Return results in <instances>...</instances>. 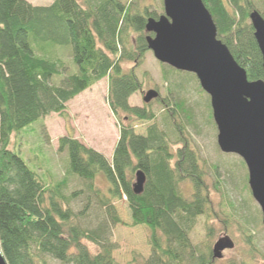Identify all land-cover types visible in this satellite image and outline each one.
I'll return each instance as SVG.
<instances>
[{"label": "trees", "instance_id": "trees-1", "mask_svg": "<svg viewBox=\"0 0 264 264\" xmlns=\"http://www.w3.org/2000/svg\"><path fill=\"white\" fill-rule=\"evenodd\" d=\"M202 1L218 38L248 80L264 79L249 21L253 10L264 18V0ZM137 5L121 0H52L48 5L0 0V250L7 264H117L105 221L90 229L75 220L69 202L83 190L65 195V179L47 185L16 149L21 131L49 114L68 120L67 103L102 79H107L106 103L119 134L111 162L65 135L58 139V151H67L70 171L96 194L93 181L102 173L110 183L108 194L98 198L106 217L112 224L146 230L150 255L134 258L132 264H215L214 229L207 226L206 241L200 245H193L188 236L199 216L210 215L211 203L204 165L183 124L186 103L174 95L142 107L128 103L131 95L143 93L133 67L140 66L149 51L146 19L156 17ZM64 52L69 53L68 66ZM126 61L133 64L129 70L122 65ZM162 68L181 72L164 64ZM153 101L165 107V129L153 123L138 135L132 124L155 119ZM13 137L18 139L14 148ZM138 170L146 178L140 194L133 191ZM123 197L130 223H123L111 203ZM244 221L250 233L255 220ZM227 229L225 225L224 240ZM84 240L97 245L98 252L91 253Z\"/></svg>", "mask_w": 264, "mask_h": 264}, {"label": "rangeland", "instance_id": "rangeland-1", "mask_svg": "<svg viewBox=\"0 0 264 264\" xmlns=\"http://www.w3.org/2000/svg\"><path fill=\"white\" fill-rule=\"evenodd\" d=\"M28 1L34 5H48L52 2V0ZM121 1L138 4L140 8L145 7L150 13L156 14L154 18L163 14L162 0ZM62 59L67 65L70 61L69 53L64 52ZM122 65L125 70L133 66L127 61ZM133 69L138 79L143 82V93L139 91L131 95L128 99L129 105L142 107L144 94L151 89L158 91L159 98H170L174 95L177 100L183 99L186 103L188 115L187 118L184 117L183 124L204 165L211 203L210 215H202L196 219L188 235L191 243L200 245L206 241V228L209 226L215 231L211 243L213 246L218 239L224 238L222 232L226 225L228 228L226 237L233 242V246L223 249L221 257L216 259L215 264H223L230 260L264 264V226L261 223V210L251 196L244 161L235 154L221 152L217 145V129L212 118L209 96L190 73L171 72L167 68H162V64L154 58L151 51L145 54L142 64L134 66ZM177 84L180 89L176 87ZM107 90V79H102L72 99L69 102L68 120L58 114H49L38 119L20 132L21 139L16 149L27 166L47 185L65 179L67 183L65 195L69 196L75 191L83 190V194L69 202L70 208L76 213L75 220L81 226L90 229L105 221L109 228L108 240L112 245V258L117 264H132L134 258L146 259L150 255L146 230L140 226L112 224L98 204L100 193L108 194L109 181L102 173H97L93 184L99 192L96 194L87 191V182L70 171L67 151H58V139L70 135L102 153L111 162L113 147L119 134L106 103ZM152 107L155 119L133 123L132 127L136 134L144 135L146 128L153 123L165 129L162 121L165 107H162L159 101H153ZM14 142H18L16 137L12 139V148L15 147ZM111 203L123 223H130L125 198L112 199ZM246 218L255 220L250 224V233L244 227ZM251 241L254 246L250 245ZM83 243L91 253L98 252L97 245L87 240ZM49 263L60 264L55 260H49Z\"/></svg>", "mask_w": 264, "mask_h": 264}, {"label": "water", "instance_id": "water-1", "mask_svg": "<svg viewBox=\"0 0 264 264\" xmlns=\"http://www.w3.org/2000/svg\"><path fill=\"white\" fill-rule=\"evenodd\" d=\"M163 14L145 22L147 48L161 64L195 75L209 96L221 152L239 156L248 172V186L261 210L264 226V79L250 81L244 68L218 38L213 18L202 0H162ZM249 21L262 56L264 72V18L253 10ZM148 90L144 103L158 98ZM145 175L135 174L133 191H143ZM233 242L218 239L213 257ZM0 264H7L0 250Z\"/></svg>", "mask_w": 264, "mask_h": 264}, {"label": "crops", "instance_id": "crops-1", "mask_svg": "<svg viewBox=\"0 0 264 264\" xmlns=\"http://www.w3.org/2000/svg\"><path fill=\"white\" fill-rule=\"evenodd\" d=\"M82 93H83V92H82ZM82 93H81V94H82ZM79 95H80V94H79ZM79 95H78V96H79ZM78 96H76V97H78ZM69 102H70V101H69ZM69 102L67 103L68 109H69ZM68 114H69V112H68ZM75 138H76V137H75Z\"/></svg>", "mask_w": 264, "mask_h": 264}]
</instances>
